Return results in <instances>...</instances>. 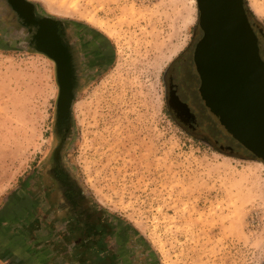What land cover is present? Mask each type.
I'll return each instance as SVG.
<instances>
[{
	"label": "rangeland",
	"instance_id": "374dc122",
	"mask_svg": "<svg viewBox=\"0 0 264 264\" xmlns=\"http://www.w3.org/2000/svg\"><path fill=\"white\" fill-rule=\"evenodd\" d=\"M29 1L73 30L80 75L61 101L69 75L0 0V264H73L80 192L123 225L117 264H264V163L215 150L168 107L172 64L194 70L196 0ZM245 2L264 27V0Z\"/></svg>",
	"mask_w": 264,
	"mask_h": 264
},
{
	"label": "water",
	"instance_id": "95a60500",
	"mask_svg": "<svg viewBox=\"0 0 264 264\" xmlns=\"http://www.w3.org/2000/svg\"><path fill=\"white\" fill-rule=\"evenodd\" d=\"M196 3L202 30L193 52L199 94L219 127L264 163V59L244 1ZM69 84L67 78L60 87L61 101Z\"/></svg>",
	"mask_w": 264,
	"mask_h": 264
},
{
	"label": "flooded vegetation",
	"instance_id": "af4514ba",
	"mask_svg": "<svg viewBox=\"0 0 264 264\" xmlns=\"http://www.w3.org/2000/svg\"><path fill=\"white\" fill-rule=\"evenodd\" d=\"M4 2L6 4L5 7H7L10 13L15 15L18 21L21 20L19 21L22 24L21 33L30 35V39H32L35 46H39L42 51L49 52L54 56L53 60L58 71V76L61 72L62 74L65 72L68 73L71 66L74 67L75 65L72 50L74 46L71 45L72 43L69 44L68 40L63 35L65 31L64 23L58 19L38 14L36 6L29 0H4ZM199 30L202 36L201 28ZM194 47L192 49L194 70L190 69L191 77L185 74L181 68L183 59H185L186 56H184V58H178L169 69L168 76L166 74L167 103L176 120L184 126L187 132L192 135L199 134L202 140L210 142L213 138L212 133H210L211 127L214 125L213 123H215L216 127H219V125L211 112L204 105L199 94L198 88L200 79L193 60ZM55 52H64L63 57L56 56ZM66 52L70 55L69 61L66 58ZM195 77H197L198 82ZM196 83L199 84L197 87ZM68 92H71V85L68 87ZM178 101L184 103L186 107L180 105ZM65 109H67V107ZM221 133L226 134L224 130H222ZM56 172L60 173L62 169L56 168ZM59 176L60 180L65 177L61 173ZM59 179L58 181H60Z\"/></svg>",
	"mask_w": 264,
	"mask_h": 264
},
{
	"label": "trees",
	"instance_id": "16d2710c",
	"mask_svg": "<svg viewBox=\"0 0 264 264\" xmlns=\"http://www.w3.org/2000/svg\"><path fill=\"white\" fill-rule=\"evenodd\" d=\"M243 1L245 10L249 16V21L258 38L261 57L264 59V27L255 16V14L246 6L245 0ZM63 35L66 39H68V36L66 37V35H68L66 31L63 32ZM65 54L66 58L69 61L70 55H68V52H66ZM73 54V61H75V65L74 67L71 66L70 71H68L67 73L71 82V92L72 90L74 91L76 83L78 81V77L80 75L78 74L80 67L78 64L76 52H73ZM68 102L70 103L71 99L68 100ZM213 124L214 125L210 130L213 138L208 143L212 145L215 150L230 156H241L244 158H253L258 160L238 141L233 139L231 136L222 134L221 128H219L218 126L216 127L215 123ZM193 136L197 138L201 137V135L199 134H194ZM106 214H108V218H110L108 210L98 202L92 201V198L90 196H83L81 192L75 196L74 202L72 205H70L69 208V223L72 224V226H84L86 230H84V233H81L80 237L81 239L86 238V240L77 242L74 246L71 247V250L74 249V253L76 252L72 255L76 257L74 259L75 261H71L73 262V264H117L109 258L110 251L106 241V238L112 235L111 230H113L115 223L108 220L106 222ZM136 252V257L133 259V263H136L138 261L137 258L143 256L140 253V249H137Z\"/></svg>",
	"mask_w": 264,
	"mask_h": 264
},
{
	"label": "crops",
	"instance_id": "0c3cea01",
	"mask_svg": "<svg viewBox=\"0 0 264 264\" xmlns=\"http://www.w3.org/2000/svg\"><path fill=\"white\" fill-rule=\"evenodd\" d=\"M71 28V27H70ZM66 29V28H65ZM68 31V30H67ZM68 33L71 35V34H73L74 32H73V30H70V31H68ZM68 40V43L70 44V43H72L71 45H73L74 46V48H75V50L76 49H79L78 47H79V45H76V42H75V40H76V37H70L69 36V39H67ZM77 51V50H76ZM79 54V53H78ZM80 55V54H79ZM105 219H106V222H107V220L108 221H113L114 222V220L113 219H111V218H108V214H106V217H105ZM109 219H111V220H109ZM115 223V222H114ZM89 225V224H88ZM69 231H70V236L71 237H74L75 238V240H73L72 239V241H73V244L71 245V247L72 246H74L77 242H81V241H84V240H86V238H83V239H81V237H80V235H81V233H84V230H86V228L84 227V226H82V225H76V226H69ZM89 229V228H88ZM123 229V225L122 224H115L114 225V227H113V230H111V232H112V235L111 236H109V237H107L106 238V241H107V246L109 247V242L111 243V242H113V241H117V239H123V237H122V234H123V231H125V230H122ZM69 233V232H68ZM127 233V232H126ZM131 236H133L132 234H130ZM130 236V237H131ZM71 247H70V249H71Z\"/></svg>",
	"mask_w": 264,
	"mask_h": 264
},
{
	"label": "bare ground",
	"instance_id": "6f19581e",
	"mask_svg": "<svg viewBox=\"0 0 264 264\" xmlns=\"http://www.w3.org/2000/svg\"><path fill=\"white\" fill-rule=\"evenodd\" d=\"M192 1H194V0H192Z\"/></svg>",
	"mask_w": 264,
	"mask_h": 264
}]
</instances>
